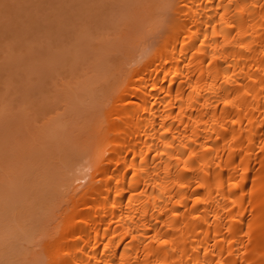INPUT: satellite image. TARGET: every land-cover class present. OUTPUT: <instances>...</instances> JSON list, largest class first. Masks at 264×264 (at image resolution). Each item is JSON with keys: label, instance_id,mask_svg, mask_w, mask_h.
<instances>
[{"label": "bare ground", "instance_id": "6f19581e", "mask_svg": "<svg viewBox=\"0 0 264 264\" xmlns=\"http://www.w3.org/2000/svg\"><path fill=\"white\" fill-rule=\"evenodd\" d=\"M173 12L158 49L121 68L86 154H60L81 166L50 192L67 189L69 205L52 197L54 220L25 215L17 227L40 232V253L22 233L19 264H264V0H177Z\"/></svg>", "mask_w": 264, "mask_h": 264}, {"label": "rangeland", "instance_id": "374dc122", "mask_svg": "<svg viewBox=\"0 0 264 264\" xmlns=\"http://www.w3.org/2000/svg\"><path fill=\"white\" fill-rule=\"evenodd\" d=\"M176 3L177 0H0V264H11L16 259L23 263L25 260L20 261L22 259L19 258V251L22 250L20 243L27 238H33L34 242L26 241V248L31 251L35 249L36 234L40 232L34 230L36 233L33 237L29 234L33 221L31 225L28 224L29 228L26 226L29 232H22L25 224L29 223L25 220L30 221L26 219L29 218L25 216L27 213L30 218L29 214L33 213V219L34 213L39 211L41 218L46 215L48 221L51 217L53 220L57 217L58 211L54 210L60 208L53 209L55 203L51 202L59 192L56 189L60 190L59 184H64L67 176L71 177L67 175V170L80 174L81 166L75 165L74 159V165L73 162L70 164L72 160H68L73 154L70 149L78 150L82 156L86 154L84 149L92 142L95 131L91 120L94 118L93 123L98 122V116L102 117L96 115V110L103 104L99 111L105 112L104 109L109 107L114 94H117L115 92L119 93L124 87L127 75L123 74L129 73L133 59L138 61L142 51L144 55L151 54L167 37ZM129 62L131 64L127 65ZM121 68L125 69L123 74ZM108 96H112V100ZM106 97L110 100L107 98L108 101H105ZM90 107L95 111L92 112ZM69 120L73 122L69 123ZM96 122L95 126L99 123ZM72 126L74 131L78 127L76 133L72 131ZM52 129L56 130L57 136L51 132ZM86 131L89 134L93 132L90 138ZM55 153L59 154V160ZM63 153L70 155L66 166L60 163ZM79 153L73 158H83L77 157ZM53 158L57 160L54 159V162ZM81 162L84 164L82 159ZM59 163L61 165L57 167ZM61 166L64 168L60 171ZM63 172L66 175L64 173L60 177ZM57 177L61 182L55 179ZM61 186L66 188V184ZM51 190L56 195L51 196ZM62 191L64 194L67 189ZM63 194L60 195L63 197ZM68 196L62 199L68 201ZM60 197L55 198L60 201ZM42 199H45L43 205L39 202ZM66 205L68 207L69 203ZM38 222L35 226L40 227ZM17 226H21L22 231ZM20 235L24 237H21L22 242ZM15 241L20 242L15 244ZM29 244L34 245L30 247ZM34 249L36 255H33L37 256L39 247ZM22 253L21 257L24 256Z\"/></svg>", "mask_w": 264, "mask_h": 264}, {"label": "snow or ice", "instance_id": "6c2138e0", "mask_svg": "<svg viewBox=\"0 0 264 264\" xmlns=\"http://www.w3.org/2000/svg\"><path fill=\"white\" fill-rule=\"evenodd\" d=\"M230 26H232V25H230ZM224 103H225V104H229V103H231V101H230V100H225ZM168 147H171V145H168ZM234 203H235V201H234ZM249 230H251V224H249ZM163 242H164V243H167L166 240L163 241Z\"/></svg>", "mask_w": 264, "mask_h": 264}]
</instances>
